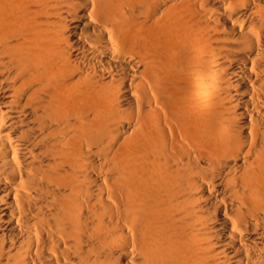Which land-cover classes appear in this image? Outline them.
<instances>
[{
  "label": "bare ground",
  "instance_id": "1",
  "mask_svg": "<svg viewBox=\"0 0 264 264\" xmlns=\"http://www.w3.org/2000/svg\"><path fill=\"white\" fill-rule=\"evenodd\" d=\"M0 264H264V0H0Z\"/></svg>",
  "mask_w": 264,
  "mask_h": 264
}]
</instances>
